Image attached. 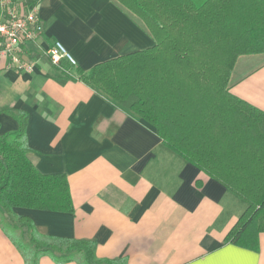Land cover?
I'll return each instance as SVG.
<instances>
[{"label":"crops","instance_id":"1","mask_svg":"<svg viewBox=\"0 0 264 264\" xmlns=\"http://www.w3.org/2000/svg\"><path fill=\"white\" fill-rule=\"evenodd\" d=\"M1 1V0H0ZM40 46L60 41L77 64H51L36 44L32 73L0 58V133L28 116L30 160L65 174L72 213L17 208L44 237L92 242L99 259L125 264H264L259 249L226 243L247 203L164 143L156 129L79 80L110 59L155 46L141 20L115 0H38ZM230 93L264 112V54L241 56ZM0 264H28L0 223ZM39 264H57L49 256ZM66 264H79L70 262Z\"/></svg>","mask_w":264,"mask_h":264},{"label":"trees","instance_id":"2","mask_svg":"<svg viewBox=\"0 0 264 264\" xmlns=\"http://www.w3.org/2000/svg\"><path fill=\"white\" fill-rule=\"evenodd\" d=\"M138 17L155 46L95 65L78 79L153 126L163 143L247 203L225 242L259 249L264 233V112L230 93L237 60L264 54V0H115ZM29 7L38 0H24ZM0 133V220L5 234L39 264H125L99 259L92 242L49 239L17 208L72 213L65 174H42L29 158L28 116L9 114ZM1 129V125H0ZM10 225V227H9ZM20 231L21 245L10 230Z\"/></svg>","mask_w":264,"mask_h":264},{"label":"built area","instance_id":"3","mask_svg":"<svg viewBox=\"0 0 264 264\" xmlns=\"http://www.w3.org/2000/svg\"><path fill=\"white\" fill-rule=\"evenodd\" d=\"M44 27L39 15V6L29 7L24 0L0 1V58L10 61V67L19 72L32 73L35 62L25 59L28 44H37L51 64L61 67L64 61L77 64L66 47L55 40L46 48L39 44Z\"/></svg>","mask_w":264,"mask_h":264},{"label":"rangeland","instance_id":"4","mask_svg":"<svg viewBox=\"0 0 264 264\" xmlns=\"http://www.w3.org/2000/svg\"><path fill=\"white\" fill-rule=\"evenodd\" d=\"M142 22V21H141ZM143 23V22H142ZM144 24V23H143ZM146 27V26H145ZM231 80V79H230ZM229 86H230V82H229ZM0 220H5L6 222L8 221L7 219H4V216L3 215H1V213H0ZM5 221H3V222H5ZM9 222V221H8ZM7 222V223H8ZM9 227H10V225H9ZM11 231H12V233L14 234V236H15V238L17 239V240H19V243L21 244V245H25V241H28L29 239L31 240V238H30V233H28L27 232V236H26V238H23V239H21V233H20V231H15L13 228H11L10 229ZM36 237L35 238H37L38 240H37V243H42V244H44V242L45 243H51V241H49V239H46V238H44L42 235H40V237L38 236L37 237V235H35ZM29 240V241H30ZM28 241V242H29Z\"/></svg>","mask_w":264,"mask_h":264}]
</instances>
